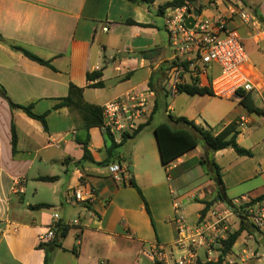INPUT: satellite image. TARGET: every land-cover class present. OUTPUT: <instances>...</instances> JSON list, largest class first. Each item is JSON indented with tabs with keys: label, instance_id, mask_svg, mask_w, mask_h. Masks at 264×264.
Segmentation results:
<instances>
[{
	"label": "crops",
	"instance_id": "crops-1",
	"mask_svg": "<svg viewBox=\"0 0 264 264\" xmlns=\"http://www.w3.org/2000/svg\"><path fill=\"white\" fill-rule=\"evenodd\" d=\"M169 1L156 0L154 5L146 6L130 0H0V35L50 61L53 67L31 61L0 41V84L10 102L33 104L34 112L43 114L67 97L73 84L83 89L86 103L103 107L134 89L150 88L156 73H160L155 79L156 88L168 89L164 70L171 49L158 7ZM202 7V17L228 18V27L240 36L249 57L246 73L256 87L248 94L264 112V0H202ZM232 11L235 14L231 15ZM239 13L253 20L245 23ZM145 52H150L149 58L140 56ZM111 70L116 73L115 82L107 88ZM96 71L103 72L102 78L89 83L87 74ZM218 73L216 65L210 66L201 82L205 86L206 80ZM98 82H103V88L89 87ZM186 82L191 79L186 77ZM154 94L150 100L152 112ZM214 97L220 102L209 114L202 112L205 124L186 114L173 115L171 106L160 122L167 121L168 114L186 117L215 136L237 124L238 144L253 155L242 157L233 149L214 154L225 195L231 200L262 197L264 114L248 113L236 97ZM241 118L247 121L244 125L240 124ZM47 122L45 130L39 121L13 109L0 96V264H46V249L49 264H115L146 248L167 251L176 240L175 200L184 205L191 224L198 220L205 202L217 200L213 204L219 208L224 204L218 200L210 169L204 172L207 164L202 145L168 167L161 163L160 169L155 154L152 165L141 168L134 153L132 161L121 165L123 173L117 178L109 171L115 163L100 165L108 159L101 127L83 129L80 114L69 108L53 111ZM12 124L17 136L15 152ZM155 124L149 126L153 134ZM86 139L90 140L89 151L95 163L78 166L76 163L84 157L80 142ZM164 175L168 182L163 180ZM41 177L59 179L42 182ZM131 179L148 201L155 227L138 192L130 186ZM90 192L95 197L92 203L75 199V193ZM37 205L48 207L35 209ZM55 213L60 216L59 222L53 220ZM73 221L79 224L69 227ZM232 221L236 232L242 223ZM58 226L69 227L66 238L73 234L74 242L65 245ZM49 229H53L55 239L40 244L39 236ZM243 250L248 251L246 264H264L263 233L255 228L244 231L230 255H239ZM257 253L262 256L260 260L253 256Z\"/></svg>",
	"mask_w": 264,
	"mask_h": 264
},
{
	"label": "built area",
	"instance_id": "built-area-1",
	"mask_svg": "<svg viewBox=\"0 0 264 264\" xmlns=\"http://www.w3.org/2000/svg\"><path fill=\"white\" fill-rule=\"evenodd\" d=\"M196 8L185 5L169 8L165 11V30L169 37L171 56L169 63L176 65L164 70V80L169 93L175 96L179 87L186 84V77L199 78L200 86H204L201 78L207 77L208 69L212 65L219 68V73L211 82L206 80L213 95L219 98H238L241 93H252L255 85L246 67L249 64L248 54L238 33L228 27V18H206L194 16ZM235 12H231V15ZM245 23L253 18L239 13ZM193 17L195 24L187 26L189 18ZM155 97L150 89H134L126 95L117 98L103 106L104 124L101 127L113 134L116 142L123 139V135L137 129L151 115V98ZM245 118L240 124L246 123ZM112 175L119 178L123 173L120 164L109 166ZM75 199L92 203L95 199L90 192L88 195L75 193ZM173 224L176 230L175 243L166 251L157 247L151 254L142 250L141 255L154 260L157 264H246L248 251L243 250L239 255L224 254V242L233 233L232 219L253 226L264 235V200L256 201L249 197H242L224 203L222 208L212 206L205 215L200 213L195 223H189L184 205L175 200ZM53 220L59 222L60 216L53 214ZM78 221H73L69 227H76ZM55 239L53 229L39 236L40 244H48ZM258 260L260 254H253ZM104 264V263H101Z\"/></svg>",
	"mask_w": 264,
	"mask_h": 264
},
{
	"label": "trees",
	"instance_id": "trees-1",
	"mask_svg": "<svg viewBox=\"0 0 264 264\" xmlns=\"http://www.w3.org/2000/svg\"><path fill=\"white\" fill-rule=\"evenodd\" d=\"M133 4L136 5H146L152 6L154 5L156 0H130ZM185 5L193 6L194 8L198 9L202 12V0H171L168 3L161 5L158 7V14L164 16L165 11L169 8H178L183 7ZM130 23H134L131 21ZM0 41L2 43L7 44L13 51L23 54L25 57L30 59L31 61L37 62L41 65L48 66L53 69L50 61H45L41 59L39 56L28 50L27 48L10 43L9 41L5 40L0 35ZM150 52L142 53L140 56L144 58H149ZM166 68H171L172 66L176 65V62H166ZM103 76L102 71H96L93 73L87 74V81L94 82L100 80ZM160 78V73H156L149 84L150 89L156 93V100L153 112L148 119V121L144 124H141L137 129L132 132H126L123 135V139L121 142H116L113 134L111 132L106 131L104 133L105 136V151L108 155V159L100 165H108L110 163H119L123 165L126 163L125 160L121 156L120 149L125 145V143L130 139L137 138L141 132L144 131L145 128L151 126L155 121V116L158 113L161 106H165V112H168V104L167 98L169 97L170 93L166 87L164 89L156 88L155 79ZM212 78L209 79L211 82ZM103 82H98L97 84H90L89 87L91 88H103ZM179 93H186L190 96H210L214 97L213 92L209 87L200 86V80L192 79L190 83L182 84L179 87ZM242 99L240 100V104L248 111L250 114H257L263 115L264 112L257 108L254 104V101L250 94L248 93H241L239 94ZM0 96L8 101L13 109H20L24 111L30 118L39 121L45 130H48V116L53 112L57 111L62 108H69L71 110H76L82 120H83V129L89 130L93 127H102L104 124L103 118V107L93 104H88L84 101L83 97V89L78 88L77 86L70 84L69 87V94L67 97L60 99L59 102L47 112L43 114H37L34 112V105H16L10 102L6 89L3 85L0 84ZM167 121L160 122L155 124L154 126V136L156 138V143L161 159V163L164 167H168L176 160L180 159L186 153L196 149L199 145H202L206 151L205 155V163L208 165L210 172L212 174V179L216 184L218 190V197L221 198V202L223 203H230L231 199L227 198L225 195V186L223 183V176L221 172V168L216 162L214 158V154L225 149H233L235 153L242 157H252V152L248 149L241 147L238 142L237 138L239 136V126L237 124L230 125L223 133L220 135L215 136L213 132L209 129H205L196 125L193 121L188 120L186 117H177L171 114H168ZM12 133H13V151H16V144H17V136L15 131V126L12 124ZM89 143L90 140L86 139L81 141L80 144L83 146L84 150V157L81 161L77 162L76 165L80 166L85 163H92L94 164L93 157L89 151ZM58 177H41L39 181L42 182H56L58 181ZM130 186L133 187L139 194L140 198L142 199L145 209L148 215L151 218V222L153 227H155V222L152 217L150 205L146 200L141 188L138 186L135 179L130 180ZM256 201H263L264 196L255 199ZM215 203L217 200L214 201ZM214 202H205V208L202 211L203 215L207 213V211L214 205ZM47 205H37L34 206L35 209H45ZM58 233L60 234V239H65L68 234L69 227L65 226H58ZM250 229H254L253 226L247 225L242 223L240 228L230 234L227 241L224 242V249L223 253L228 254L232 251L234 245L238 241L239 237L244 231H248ZM50 261V254L48 249H46V264H49ZM157 264V263H155Z\"/></svg>",
	"mask_w": 264,
	"mask_h": 264
},
{
	"label": "rangeland",
	"instance_id": "rangeland-1",
	"mask_svg": "<svg viewBox=\"0 0 264 264\" xmlns=\"http://www.w3.org/2000/svg\"><path fill=\"white\" fill-rule=\"evenodd\" d=\"M162 1L164 0H160V3H162ZM204 1H207V0H204ZM210 13H212V11H210ZM115 75L116 73L113 70H111L110 71L111 80H109L106 83L107 88L109 87L110 83L113 84L115 82V77H116ZM164 84L166 85L165 82ZM166 102L168 106L172 107L173 115L179 116L182 114H186L188 116L195 117L202 124H205V120L201 116L202 112H204L205 114H209L215 106L217 107V104H219L218 102L220 101L218 98H215V97L211 98L209 96L208 97L190 96V95H187L186 93H178L175 96L169 95ZM165 108H166L165 106L160 107L158 113L155 116V123H159L160 121L164 119ZM208 123L210 124V122ZM244 127H247V126H244ZM144 130L145 131L141 132L138 138L128 140L127 143L120 149V152L123 156H125L127 161H132V156L134 155V153H137L138 157H137L136 163L141 168H145L148 165V163L152 165V159L155 154V156L158 157L157 166H158V169H160L161 159H160V155H159V151H158V147L156 143V138L151 131L152 127H147ZM139 140H142V141H139ZM152 140L154 141L152 142ZM151 142L153 143V145ZM136 144H138L137 147H135ZM203 155L205 157L206 153H204ZM208 168L209 167L207 165L204 166L205 173L208 172ZM55 171H57L56 173H59L58 169ZM163 180L165 182H168L166 175H164ZM71 240H73L74 242L73 234H70L66 239H63L65 245L71 244ZM144 250L148 252L149 254H151V250L147 248ZM115 264H155V262H151L148 259V257L141 255V253L140 254L132 253L129 258L123 261H120V262L115 261Z\"/></svg>",
	"mask_w": 264,
	"mask_h": 264
},
{
	"label": "water",
	"instance_id": "water-1",
	"mask_svg": "<svg viewBox=\"0 0 264 264\" xmlns=\"http://www.w3.org/2000/svg\"><path fill=\"white\" fill-rule=\"evenodd\" d=\"M199 15H200V11L198 9H195L194 16L198 17ZM186 24H187L188 27L192 28L193 25L195 24L194 18L193 17L189 18ZM218 200L220 201L221 198L219 197Z\"/></svg>",
	"mask_w": 264,
	"mask_h": 264
}]
</instances>
